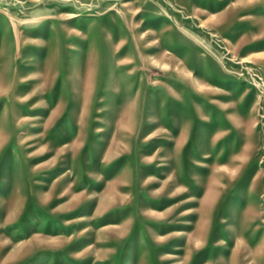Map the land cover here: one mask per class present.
Listing matches in <instances>:
<instances>
[{
  "label": "rangeland",
  "instance_id": "374dc122",
  "mask_svg": "<svg viewBox=\"0 0 264 264\" xmlns=\"http://www.w3.org/2000/svg\"><path fill=\"white\" fill-rule=\"evenodd\" d=\"M0 264H264V0H0Z\"/></svg>",
  "mask_w": 264,
  "mask_h": 264
}]
</instances>
